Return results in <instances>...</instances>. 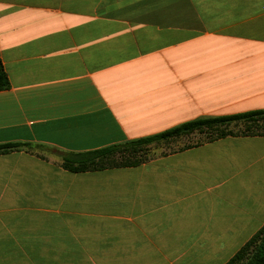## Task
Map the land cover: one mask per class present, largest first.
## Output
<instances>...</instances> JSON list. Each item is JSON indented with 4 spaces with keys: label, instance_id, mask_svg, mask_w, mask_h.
Returning a JSON list of instances; mask_svg holds the SVG:
<instances>
[{
    "label": "crops",
    "instance_id": "crops-1",
    "mask_svg": "<svg viewBox=\"0 0 264 264\" xmlns=\"http://www.w3.org/2000/svg\"><path fill=\"white\" fill-rule=\"evenodd\" d=\"M0 59V145H33L0 155V264H226L264 226V134L101 171L34 151L264 110V0H0Z\"/></svg>",
    "mask_w": 264,
    "mask_h": 264
},
{
    "label": "trees",
    "instance_id": "trees-1",
    "mask_svg": "<svg viewBox=\"0 0 264 264\" xmlns=\"http://www.w3.org/2000/svg\"><path fill=\"white\" fill-rule=\"evenodd\" d=\"M10 88V81L0 59V91ZM233 124L264 126V110L251 111L235 115L204 117L186 122L163 133L132 140L120 145L105 147L89 152H65L57 151L62 161V167L71 172L101 171L115 168L135 167L148 160L145 155L150 153L151 147L162 142H168L193 134L218 132V137L210 141L235 136L224 133L222 128ZM245 134L250 136L263 135ZM42 148L45 146H37ZM33 145L30 143H9L0 145V155L14 151H30ZM146 152V153H144ZM144 153V154H143ZM226 264H264V226L249 240L237 254Z\"/></svg>",
    "mask_w": 264,
    "mask_h": 264
},
{
    "label": "rangeland",
    "instance_id": "rangeland-1",
    "mask_svg": "<svg viewBox=\"0 0 264 264\" xmlns=\"http://www.w3.org/2000/svg\"><path fill=\"white\" fill-rule=\"evenodd\" d=\"M217 46L215 45V49L204 51V52H199L200 57H199V74H214V73H222V67L220 65V62L225 58L227 52L223 51L221 49H216ZM222 131L231 135L235 136H241L245 134H257V133H262L264 132V126L263 129H260V125L254 126V125H245V124H233L228 127L222 128ZM213 133H203V134H197V140L198 143H204L207 141H210L211 139L217 138L218 137V132ZM229 137V136H228ZM154 147H151L150 153L149 152H144L148 156L152 154H156L157 151L153 150ZM34 151H37L38 153L42 154H47V155H52V156H58L57 151H55L52 148H36Z\"/></svg>",
    "mask_w": 264,
    "mask_h": 264
}]
</instances>
